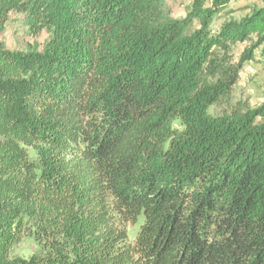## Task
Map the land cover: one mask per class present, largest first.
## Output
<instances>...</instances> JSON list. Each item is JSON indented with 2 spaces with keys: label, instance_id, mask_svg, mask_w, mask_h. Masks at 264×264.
I'll list each match as a JSON object with an SVG mask.
<instances>
[{
  "label": "trees",
  "instance_id": "trees-1",
  "mask_svg": "<svg viewBox=\"0 0 264 264\" xmlns=\"http://www.w3.org/2000/svg\"><path fill=\"white\" fill-rule=\"evenodd\" d=\"M261 1L214 31L229 0L184 20L162 0H0V264H264V101L209 113L264 42ZM13 13L41 49L7 48ZM25 238L38 253L12 257Z\"/></svg>",
  "mask_w": 264,
  "mask_h": 264
},
{
  "label": "rangeland",
  "instance_id": "rangeland-1",
  "mask_svg": "<svg viewBox=\"0 0 264 264\" xmlns=\"http://www.w3.org/2000/svg\"><path fill=\"white\" fill-rule=\"evenodd\" d=\"M196 0H162L163 17L173 20H184ZM205 7L209 8L215 0H204ZM262 7L261 0H229L225 11L217 16L213 29L218 31L228 20L240 21ZM49 35L46 31L34 35L30 32L23 15L13 13L7 23L1 40L12 51H27L31 47L42 48ZM260 41L256 35L251 40L238 43L232 48L231 58L233 64H238L248 47ZM264 101V42L255 50L254 59L247 62L242 69L240 79L234 86L230 95L222 98L209 108L212 117L218 118L234 111L254 109ZM175 126L181 129L179 123ZM143 218L138 225L129 227V242H134L138 231L143 224ZM39 251L35 239L25 238L12 250V257L30 259Z\"/></svg>",
  "mask_w": 264,
  "mask_h": 264
}]
</instances>
